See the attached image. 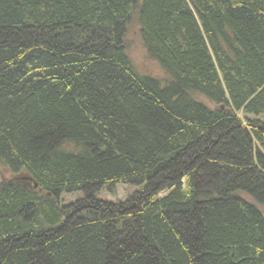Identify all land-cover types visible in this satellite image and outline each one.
<instances>
[{
	"label": "trees",
	"instance_id": "obj_1",
	"mask_svg": "<svg viewBox=\"0 0 264 264\" xmlns=\"http://www.w3.org/2000/svg\"><path fill=\"white\" fill-rule=\"evenodd\" d=\"M263 114L264 0H0V264H264Z\"/></svg>",
	"mask_w": 264,
	"mask_h": 264
},
{
	"label": "rangeland",
	"instance_id": "obj_2",
	"mask_svg": "<svg viewBox=\"0 0 264 264\" xmlns=\"http://www.w3.org/2000/svg\"><path fill=\"white\" fill-rule=\"evenodd\" d=\"M125 40H126L127 54L130 57L131 61L133 62L137 71L143 74L150 75L156 78L157 80H159L161 83L164 81V79L166 80L167 78L165 75L166 73L163 71V69H161L158 63L147 54L146 50L142 46L141 39L138 33L137 24L135 21L131 22L130 25L128 26ZM238 115L242 117L241 113H239ZM250 117L253 116L251 115ZM255 118L264 121V114L257 116ZM5 175L6 177H9L10 174L6 173ZM136 189H137L136 187L131 185L116 184L113 186L112 189L103 187L100 190V192H98L97 198L110 200L114 202L123 201L127 199L128 196L132 194ZM81 195H82L81 192L62 194L61 200L63 201V203H68L70 201L77 199L78 197H81Z\"/></svg>",
	"mask_w": 264,
	"mask_h": 264
}]
</instances>
